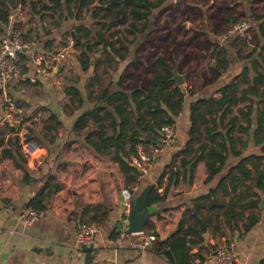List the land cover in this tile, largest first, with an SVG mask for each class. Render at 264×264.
I'll use <instances>...</instances> for the list:
<instances>
[{
	"label": "crops",
	"instance_id": "obj_1",
	"mask_svg": "<svg viewBox=\"0 0 264 264\" xmlns=\"http://www.w3.org/2000/svg\"><path fill=\"white\" fill-rule=\"evenodd\" d=\"M59 1V6L53 0L6 1L9 8L8 23L5 27L0 24L1 31L20 29L22 38L32 44L33 53L42 54L47 49H65L70 62L69 66L61 67L53 77L46 78L37 75L35 67L30 65L29 57L23 56L27 63L24 62L21 66L27 68V74L23 77L24 80L10 84L9 94L29 109L27 113L40 110L46 114L49 123L43 132L38 129L33 132V140L46 142L48 137L45 134L52 135L50 145L53 152L61 149L63 134L50 123H61L66 118L64 126H72L64 136L74 135L73 137L82 140L76 146L77 150L89 153L95 160V166L101 164L103 170V161L108 157L95 155L85 139L90 137L91 140H96V132L100 129L111 136V119L104 116L103 121L98 122L89 118L86 127L79 131L73 130V125L80 116L95 109L100 110L99 118H103V114H110L118 122L110 107L112 101L108 102V98L117 93L129 96L131 91L127 88L141 85L140 82L123 81L120 88L118 83L124 70L136 62L138 48L146 42L153 19L164 3L151 13L147 22H138L142 23V28L146 27L145 32L128 36L122 33L132 43L124 60L118 59L109 49L104 50L100 45L96 53H85L86 63L83 64L79 59L83 51L81 47L88 42L94 43L96 37L101 35L91 30L100 23L99 18H91L86 11L87 18L82 19L74 6L66 10V0ZM239 8L244 21L251 23L250 35L247 33L234 38L215 39L210 34L209 38L204 32L205 28L208 31L207 21L202 18L203 29L199 28L198 32L206 35L212 43L207 56V79H211L210 83L195 91L191 86L186 90L189 84L187 80L186 86L174 84L182 90L183 107L174 119L175 138L171 146L149 166L145 174H139L129 182L125 180L118 164L111 160L114 163L110 169L111 175L109 176L108 171L103 172V186H99L100 195L97 194V201L101 204L77 207L74 204V208L69 205L64 209L50 206L46 213H39V219L32 225H25L23 217L28 211H32L25 208L26 203L49 180H41L39 172H25V162L28 168L33 169L35 164H40L47 151L33 140L24 141L25 132L14 118L15 114L12 120L5 121L0 110V264H207L218 245L224 241L231 243L241 264H261L264 261V193L256 191L258 194L255 197H248L246 201L254 202L256 206L236 209L240 217L230 227L225 224L223 211L216 212L209 205L212 199L228 201L233 198L235 195L231 193L229 185L225 196L218 192L211 199H207L202 208H194L192 205L194 200L214 189L220 177L226 175L242 158L252 155L262 157L260 162L255 163V170L252 165H248L247 169L252 170L253 175L264 172V0H240ZM90 10H93V6ZM84 29L88 30L86 36L83 34ZM69 37L75 41L73 47L68 45ZM117 38L114 35L108 40L115 42ZM117 47L118 44L115 45ZM217 67H220L217 71L220 77L214 81L211 69L217 70ZM191 72L192 69L186 74ZM228 87L231 93H226V96L233 98L235 104L231 106L230 113L224 116L223 124L215 128L213 134L210 133L215 135L216 141L212 144L203 131L201 143L194 145L195 154H198L201 146H206V149L203 159L195 169L192 183L180 182L175 187H168L165 176L159 184L163 170L187 140L190 102L210 97L219 100V92ZM72 88L79 92V103L76 100L73 102L68 94ZM16 109L15 113H20L17 104ZM37 115L41 116L38 113ZM207 118L213 119L214 116ZM130 120L134 122L133 119ZM206 128L214 130L210 124L202 130ZM11 130L15 133H11ZM213 150L222 154L225 162L220 174L206 183V164H219L210 156ZM27 152H30L29 156L26 155ZM197 156L200 157L201 154ZM42 167L45 169L44 165ZM25 174L31 179L29 185L24 182ZM50 180L52 184L56 183L53 178ZM244 184L249 185V182ZM120 187L131 190L133 200L145 188L156 190V194L162 198L160 203L153 205L156 213L152 215L142 234L125 233L128 215L121 191L119 196ZM243 191L239 185L236 192L240 194ZM186 209H190L198 221L191 220L185 225V229L194 228L199 232V222L205 224L207 229L205 233L196 236L203 240L200 245L186 243L187 253L183 250L172 251L169 245L177 239L174 232ZM103 213H107L108 218L97 225L98 233L92 251L78 248L76 233L82 225L81 221ZM189 215L191 213L186 218ZM216 216L218 218L211 222L210 218ZM122 234L125 236L121 237ZM150 236L156 238V241L143 249L142 242ZM187 239L190 240V237ZM166 252H169L168 256Z\"/></svg>",
	"mask_w": 264,
	"mask_h": 264
},
{
	"label": "trees",
	"instance_id": "obj_2",
	"mask_svg": "<svg viewBox=\"0 0 264 264\" xmlns=\"http://www.w3.org/2000/svg\"><path fill=\"white\" fill-rule=\"evenodd\" d=\"M0 24L1 26H7V18L9 16V8L6 6V1L12 0H0ZM59 6V0H53ZM167 0H158L156 3H153L151 0H66V10L70 6H74L77 9L78 15L83 9L87 11L89 16L94 19L99 18L97 11L90 10V7L95 4L99 5L101 9L99 11L103 12V21L113 20L115 21L114 26L120 27L127 24L128 19L131 20L129 25L128 34H141L146 31V27L143 26L141 30L137 29V23L141 21H146L151 16V13L158 9L162 2ZM225 21L226 24L225 30H220L221 22ZM100 21V19H98ZM239 21L236 18L230 16H217L214 19V27L212 33L214 35H219L221 33L225 34L229 27L238 23ZM88 33L87 29H84V36ZM114 35H117L118 38L115 42H111L104 36L96 37L94 43L83 44L81 49L83 50L80 55L81 63H86V55L94 54L97 52V47L102 45L104 50L109 49L113 55L118 59L124 60L127 55L128 47L132 45L131 42H128L122 35V32L117 31ZM111 39V38H110ZM166 41V40H165ZM118 44V47L115 48V45ZM78 45V44H77ZM169 49V46L165 47ZM27 63L25 57L20 58L19 62V71L20 74L24 77L27 74V68L21 66L22 63ZM220 67H217V70L211 69L213 73L214 81L220 77V73L217 71ZM149 70L147 69L146 72ZM152 75L149 79L141 80V77L137 74H128L127 70L120 76L118 86L122 88V82L127 79H136L141 82L139 87H135L130 90L129 96L117 93L113 94L108 98V102L112 109L113 115L118 119V122L110 114H103V118H99L98 112L100 110L95 109L92 112L86 113L80 116L73 125V130L79 131L86 127L89 118H92L93 121L101 122L105 117L111 119L109 127L112 129V135L109 136L106 131L99 130L96 132V140H91L90 137H86V143L93 149L95 155L102 157H111V160L118 164L121 173L124 175L127 182L133 181L136 174L135 170L131 167L130 157L133 156L136 152L138 146L144 148H152L158 143L159 131L162 126H171L174 125V119L178 116V112L183 107L182 100V90L174 86L173 82V69L169 66L168 62L163 57H158L154 61L151 67ZM261 82V78H259ZM209 83V82H208ZM230 87L222 89L220 94V99L215 100L212 97L207 99H197L190 102L188 111H189V127L187 130V140L181 150L176 152L171 159L169 165L163 170L159 184L162 179L167 176V186H177L180 182H187L188 184L192 183L195 169L198 163L203 159V152L206 149V146H201L198 149V154L201 156L198 157L197 153H194V145L201 143L202 132H206L207 140L212 144L216 141L215 135L213 134L215 128L223 124L224 116L230 113V108L235 104L233 98L227 97L226 93H231ZM68 94L71 96L72 101L76 100L79 103V92L75 89H71ZM104 93L103 97L105 96ZM108 113V112H104ZM213 119H208L207 117H213ZM130 119H133L132 123ZM212 125L214 130L206 128L202 130L203 127L207 125ZM131 126V127H130ZM130 132V134H129ZM11 133L13 130H11ZM9 143V142H8ZM1 144V143H0ZM210 156L216 164L207 163L206 167L208 170V177L206 183L211 181L215 176L219 175L224 165L225 159L222 154L216 152L215 150L211 151ZM262 157L249 156L242 158L239 163L224 176H221L215 185L214 189L210 190L209 193L205 196L199 197L198 199L192 202L194 208H202L207 199H211L213 195L218 192H221L223 196L226 194L227 185L231 188V193L235 195L233 198L228 201L223 199L210 200V207H214L216 212L223 211V218L227 226H231L235 221L240 217L236 213V209H246L255 207L256 203L251 201H246L248 197H255V194H258L256 191L264 193V172H256L255 175L252 174V170L247 169L248 165H252L253 170H255V163L260 162ZM178 162V165H177ZM24 182L26 184L31 183L30 177L25 174ZM249 182V185L244 183ZM241 185L244 189L243 193L238 194L237 187ZM62 191V187L53 183L52 180L46 181L41 187L39 193L32 197L25 205L26 209H30L34 212L44 214L50 208V201L53 196L57 195ZM162 198L156 194V190L151 189L148 196V205L153 206L156 203H160ZM241 203H244L241 205ZM188 218L186 215L190 214ZM108 214L103 213L101 215H94L86 222L81 221L82 225L95 224L100 225L107 221ZM216 217H211L210 221L212 222ZM198 221V218L191 212L190 209L184 211L183 217L178 223L177 229L174 232V237H177L175 241L170 243L169 247L173 250H183L185 253L188 252V248H185L186 243L191 245H200L202 243V238L198 239L196 236L206 232L207 226L199 222L201 230L197 232L194 228L185 229V225L190 223V221ZM190 237V240L187 239ZM169 252H166L168 256Z\"/></svg>",
	"mask_w": 264,
	"mask_h": 264
},
{
	"label": "rangeland",
	"instance_id": "obj_3",
	"mask_svg": "<svg viewBox=\"0 0 264 264\" xmlns=\"http://www.w3.org/2000/svg\"><path fill=\"white\" fill-rule=\"evenodd\" d=\"M156 3L158 0H151ZM239 1L240 0H167L163 1V8L156 13L153 24L149 29V34L146 37V42L138 48L136 62L127 68L128 74H137L143 79H149L152 75L151 67L156 58L163 57L173 69V72L180 76L182 84L186 86V90L189 86L192 90H199L203 86H206L210 81L207 79L208 75V52L212 47V43L209 40L210 34L215 39H219L223 33L214 35L212 29L214 27V19L217 16H230L236 18L238 21H244L242 14L239 13ZM101 7H93L94 11L99 14L100 23L91 28L92 32L101 34L106 39H110L115 32L120 31L128 36L129 25L131 20L128 19L125 26L115 27V21L109 20L103 21V12L99 11ZM86 10L83 9L79 14L81 18L86 17ZM230 12V13H229ZM207 21V29L205 31L209 38L203 33H199L198 30L203 29V20ZM221 22L219 31L225 30L227 27ZM250 29L248 35L252 31L251 23H248ZM138 30L142 28V23H137ZM200 28V29H199ZM203 32V31H202ZM251 37V36H250ZM166 40V41H165ZM75 42V41H74ZM169 46V49L165 47ZM147 69L149 70L148 72ZM193 72L186 74L188 70ZM107 79V78H106ZM105 79V80H106ZM131 81L133 83H139L136 79L125 78L124 82ZM141 83V82H140ZM202 83V85H201ZM19 85V84H18ZM16 85V87L18 86ZM180 85V86H181ZM14 87V88H16ZM16 101L17 108L20 113H15L14 118L20 123V128L25 132L23 137L24 141L33 140V132L40 130L43 132L46 125H48L47 116L40 110H34L29 112V109L20 101ZM68 107V105H66ZM70 108V107H69ZM70 110V109H69ZM41 114V116L37 115ZM77 114V113H76ZM67 119H63L61 123L52 121L50 123L54 125L55 129L60 130L62 136V148L53 152L51 144L52 135L48 136L46 142L33 140L41 148L47 151V155H44L40 160V164H35L33 169L27 167L25 162V172L37 173L41 180H50L61 184L62 191L53 196L49 205L54 208H66L69 205L74 208L75 206H92L94 204H101L97 201L99 194V186H103L102 174L108 171L111 175L110 169L114 164L110 157L105 158L102 165L97 164L95 166V160L93 157L82 150H77L76 146L80 144V141L73 136H64L66 131L71 129L64 126ZM69 124V123H66ZM72 134V132H70ZM50 141V142H49ZM81 149V148H79ZM52 150V151H51ZM40 165V166H39ZM45 169H43V166ZM44 173V175H43ZM123 187L119 188L120 191ZM121 199V198H120ZM87 222L88 220L85 219Z\"/></svg>",
	"mask_w": 264,
	"mask_h": 264
},
{
	"label": "built area",
	"instance_id": "obj_4",
	"mask_svg": "<svg viewBox=\"0 0 264 264\" xmlns=\"http://www.w3.org/2000/svg\"><path fill=\"white\" fill-rule=\"evenodd\" d=\"M250 26L245 21H240L229 27L225 34L219 38H234L244 36L248 33ZM68 45H75L74 39L69 37ZM32 44L22 38V31L18 28L0 30V110L4 115V120H12L16 112L15 100L9 94L11 83L24 80L19 71L20 58L28 56L30 65L35 67L37 75L51 78L61 67L70 65L69 58L65 49H47L44 53H33ZM175 138L174 126H162L159 131L158 143L152 148L138 146L136 152L130 157V163L137 174H145L162 154L169 148ZM26 146V145H25ZM30 152H27L29 156ZM121 198L128 215L131 209L132 193L128 188L121 190ZM40 217V214L34 211H28L23 217V223L27 226L32 225ZM98 233V227L95 224L81 225L76 233V245L78 248L93 247L95 237ZM125 236L124 234L121 237ZM156 238L146 237L142 242V248L149 247ZM207 264H241L237 260V253L230 242H222L215 250L213 257ZM264 264V261L261 263Z\"/></svg>",
	"mask_w": 264,
	"mask_h": 264
},
{
	"label": "water",
	"instance_id": "obj_5",
	"mask_svg": "<svg viewBox=\"0 0 264 264\" xmlns=\"http://www.w3.org/2000/svg\"><path fill=\"white\" fill-rule=\"evenodd\" d=\"M95 6L98 5L95 4L93 7ZM172 74L173 82L177 86H180L182 84V79L174 72ZM150 191V188H145L138 197L132 200L131 209L127 216V226L125 230V233L127 235L142 234L150 218L154 213H156L155 207L148 205V196L150 194ZM82 249L88 252L92 251V247H83Z\"/></svg>",
	"mask_w": 264,
	"mask_h": 264
}]
</instances>
